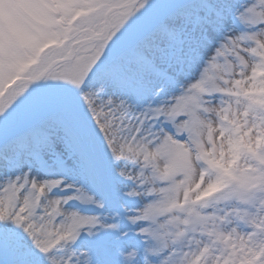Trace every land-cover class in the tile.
Instances as JSON below:
<instances>
[{
  "label": "snow or ice",
  "instance_id": "6c2138e0",
  "mask_svg": "<svg viewBox=\"0 0 264 264\" xmlns=\"http://www.w3.org/2000/svg\"><path fill=\"white\" fill-rule=\"evenodd\" d=\"M0 264H264V0H0Z\"/></svg>",
  "mask_w": 264,
  "mask_h": 264
}]
</instances>
